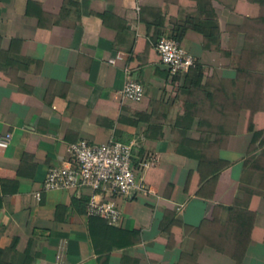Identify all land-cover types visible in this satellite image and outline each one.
<instances>
[{
	"label": "crops",
	"instance_id": "0c3cea01",
	"mask_svg": "<svg viewBox=\"0 0 264 264\" xmlns=\"http://www.w3.org/2000/svg\"><path fill=\"white\" fill-rule=\"evenodd\" d=\"M211 3L0 0V264H264V0ZM155 23L191 72L160 63ZM81 139L132 144L148 192L110 195L114 225L89 189L42 187Z\"/></svg>",
	"mask_w": 264,
	"mask_h": 264
},
{
	"label": "built area",
	"instance_id": "2783aa9c",
	"mask_svg": "<svg viewBox=\"0 0 264 264\" xmlns=\"http://www.w3.org/2000/svg\"><path fill=\"white\" fill-rule=\"evenodd\" d=\"M154 48L170 75L187 74L195 67V57L174 37L161 36ZM109 62L114 63V59H109ZM119 93L132 101H141L144 97L141 83L133 78L124 82ZM10 140V133L4 134L0 138V148H5ZM69 151L71 159L61 166L50 167L42 187L44 190L89 189L88 214L103 217L114 225L120 212L110 195L134 198L148 192V188L135 179L132 144L117 140L90 143L81 139L70 143ZM39 195V192L35 193V197Z\"/></svg>",
	"mask_w": 264,
	"mask_h": 264
},
{
	"label": "trees",
	"instance_id": "16d2710c",
	"mask_svg": "<svg viewBox=\"0 0 264 264\" xmlns=\"http://www.w3.org/2000/svg\"><path fill=\"white\" fill-rule=\"evenodd\" d=\"M195 1L197 8L208 11L212 10V3H211L212 0H195ZM193 26L198 32L202 33L206 38H212L211 31L213 28L217 27L215 21L211 19L198 21ZM182 31L183 30H180V32H178L175 36L172 37H174L177 41H180ZM160 37H161V32L159 30L158 25L155 23L154 31H153V43L155 44Z\"/></svg>",
	"mask_w": 264,
	"mask_h": 264
}]
</instances>
